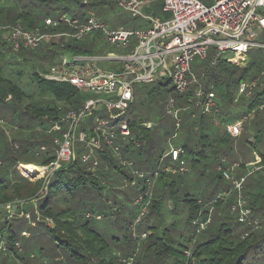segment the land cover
<instances>
[{
	"label": "trees",
	"instance_id": "16d2710c",
	"mask_svg": "<svg viewBox=\"0 0 264 264\" xmlns=\"http://www.w3.org/2000/svg\"><path fill=\"white\" fill-rule=\"evenodd\" d=\"M33 1H36L37 8H40L41 12L45 13V17L41 18V16L35 15L30 10L31 5L26 8H17L15 6L14 8L6 9L9 23L11 25L21 24L27 30L39 28L43 32L58 31L61 28L54 30L45 29L43 21L51 16L50 12L53 11V8H58L63 2L67 1L78 5L80 9L83 7H88L89 9L98 5L106 6L112 2L115 5L118 0H93L88 5L82 0ZM68 9L60 10L58 15L74 12L67 11ZM73 42H76V40L65 41L61 39L57 44L43 42L44 48H39L44 53L42 60L52 65L59 55L66 51H72L74 54H85L83 53L85 51ZM0 49L14 52L12 46L6 41L4 42L1 36ZM27 50L33 51V49ZM2 51H0V91H4L7 101H20L25 96L24 91L2 76L5 64L3 63L4 52ZM28 53L31 52L28 51ZM34 55L37 54L33 53V57H35ZM211 60L205 64L202 80H205L204 92L211 91L215 95V108L218 109L217 115L215 117L210 114L202 115L198 108L190 106L189 98L192 97L193 90L179 93L181 95L177 96L178 99L176 101L174 100V106L176 107V104L179 105L177 107L180 119L179 127L175 130V124L173 125L174 132L168 140L174 136L173 139L179 140L177 145L182 148L183 154L185 153L186 156L187 154L192 155L190 161L183 155L187 169L189 167L193 168L199 158L210 155L214 157L217 168L222 167L224 169L232 164H237L234 168L236 172L237 169L244 167L243 162L239 161V163H236V161H229L225 157L231 153L233 154V140L235 138L228 134L225 127L222 133L214 131V129L211 131V127L217 126L216 120L218 118L226 125L233 123L237 119L245 118L243 134L247 130L245 122L248 120V128L255 134L253 140L251 139V142L246 141V144L259 142L261 147L256 152L259 161L251 166L250 170L252 169V172L245 179L242 196L247 201L246 206L251 211L252 219H257L262 223L264 218V57L254 60L248 56V61L244 67H239L220 58L215 65H211ZM115 64L111 63L109 65L113 67ZM255 67L258 70V75L249 76V71ZM46 69L42 64L39 70L45 74L47 72ZM33 75L42 92L45 91L50 94L49 101H43L36 107L31 105L28 107L31 110L27 109L28 112L31 111L33 119L39 125L42 126L46 121H56L67 111L77 110L80 107L81 99L84 96L78 93L71 85L46 80L38 72H34ZM245 80L248 81L244 82ZM254 80L256 83L252 86L249 95L243 93L236 98L238 86L241 83H250ZM161 81L158 80L157 82L160 83ZM164 81L166 83H161V85L167 87L168 84H171L167 80ZM211 86H213L212 89H210ZM168 91L174 92L175 89L172 86L168 88ZM4 93L2 92L3 95ZM235 98L236 102H234ZM0 103H2V100H0ZM240 105L243 106L242 111L232 113V108H237ZM130 129L132 141L123 145L121 154L123 159L131 162V167L122 166L113 152L110 149H106L104 152H96L98 163L97 167L92 171L90 163L83 162L81 158L77 159L75 150V159L73 161L62 164L59 169L49 174L45 182L47 188L45 194H38L43 185L42 181H38L36 184H28L26 178L20 176L22 181L19 184L7 183L6 185L5 178L0 177L1 207L11 203L15 206V210L19 209V211L25 213L26 209L21 206V201L14 199L26 197L24 205H29L27 206V211L29 208H32V210L35 208L43 217H41V220L36 218L37 215L36 217L35 215L31 216V218L29 216L30 220L25 218L24 220L29 222L27 223L29 229L27 231V228L22 223L16 222L19 219L16 218L10 222L6 220L7 216L2 218V215L6 213L0 208V260L3 261L2 264H7L6 261L8 260L13 261V264L47 263L46 259L49 252L45 251V248L40 247L38 249L39 257L36 258L19 240L20 237L30 239L32 237L39 238L42 235L49 236L50 239L54 240V246L56 248L61 247V250L68 254L69 260L73 261L70 262L71 264H124L121 259L130 257H133V264H189L191 259L186 256V251L188 250H190L191 257L197 264H247L248 260H250V264H254L251 261L252 258L258 263L264 257V227L255 232V229L238 222L236 215L230 211V205L234 203L236 192H232L225 199L217 200L207 227L203 231L195 232L196 226L192 225V221L196 219L205 220L210 203H212L216 195L221 192L227 193V190L230 189L229 182L223 178L220 170H218L216 185L206 196L202 195L201 197H197L196 194L188 190H180L177 187V181L181 180L187 172L183 174H160L157 178V182H159L157 186L161 185L160 191L158 192L157 190L155 192L154 189L152 190L153 199L148 203L147 212L140 219L141 222L142 218H144L148 221V225L139 232L136 227L140 222L136 227H132L134 220L140 213L138 212L133 223L126 230L128 236L122 240L113 238L117 241L115 247L120 248L119 254H108L109 244L102 234L91 226L92 214L97 210L108 209L110 211L107 217L112 215V220L118 221L117 218L122 214L127 204L115 196L116 193H121V189H118L120 187L114 188L115 184L119 186L120 181L130 183L135 180L134 186H126L134 189L133 200L139 193L144 194L147 189L145 180L136 177L131 171H153L158 164L159 158L167 149L168 140L155 152L156 157L151 159L153 162L151 166L145 167L144 164H140V160L137 162L133 161V157L142 156L148 151L147 148L150 142L148 138L151 137L152 128L147 129L143 125H134V123L130 122ZM135 132L138 134L137 137L133 136ZM53 134L57 133H50V135ZM54 138L39 132L35 135L34 141L27 140L22 142L21 144L24 146L26 153L33 151V158L39 162L38 164L32 162L27 164L39 167L53 163L56 160V151L53 148L55 147ZM41 144H45L50 148L45 151H41L40 148L36 150V146ZM8 145L9 150L12 152L13 149L10 143ZM19 151L20 146L16 152L18 153ZM5 159L7 160L8 158L4 157L2 161L6 162ZM222 159H224V162H221ZM252 161L254 163L255 159L253 158ZM165 163H169L168 158ZM234 171L232 173L235 178L243 177L242 174L235 175ZM248 171L249 169L246 174ZM106 190L111 193V197L106 196L105 200L98 201L97 196H100V193L106 192ZM123 196L124 199L129 200L127 195L124 194ZM167 197L172 201V213L178 212L177 206L179 202H184L185 208L189 209L185 227L191 231L192 235L186 241L177 242L173 240L170 229L173 230V227L176 226L175 224L170 225L168 228H163L161 231L158 230L160 225L158 219L161 216L160 209L164 198ZM33 205L35 206L34 208ZM46 218H50L53 224L51 227L46 225ZM31 223L34 225H31ZM23 232H27L28 237H24L22 235ZM143 233H146V237L140 239V235ZM194 238L193 246L189 248V243ZM36 243L38 242L36 241ZM259 254L261 257L258 256Z\"/></svg>",
	"mask_w": 264,
	"mask_h": 264
},
{
	"label": "built area",
	"instance_id": "2783aa9c",
	"mask_svg": "<svg viewBox=\"0 0 264 264\" xmlns=\"http://www.w3.org/2000/svg\"><path fill=\"white\" fill-rule=\"evenodd\" d=\"M155 2H161L162 12L168 17L164 20L148 16L143 11ZM88 5V2H84ZM117 6L123 13L132 16L142 15L149 20V26L145 29L131 31L116 29L108 31L105 23L99 20L92 9L88 11L85 22L81 19L63 13L56 18L47 17L43 21L45 29H59L58 31L43 32L39 28L25 29L21 24L10 25L1 28L7 33L6 40L13 50L21 47L35 49L41 43L57 44L61 39L81 40L90 33L102 35L111 45L125 47L130 37L137 39V46L131 53L118 57L112 53L105 57H94L86 54H74L70 60L60 55L55 63L50 65L49 70L41 75L44 79L68 83L78 93L105 95L106 99L94 100L88 97L81 99V105L77 110H69L58 120L50 122V133H57L53 140L56 151V160L47 166H42L46 175L44 182L50 173L59 169L62 164H67L75 159V144L79 142L83 147L81 160L91 164L93 171L97 167L98 160L96 152H104L110 149L119 163L124 167H131V162L122 158L123 145L132 141L130 122L123 119L133 101V87L135 84H151L158 80H167L171 83L177 93H183L188 87L187 77L190 74V63L194 56L206 59L207 51L213 46L215 57L211 65H215L221 54L229 53L225 59L237 66L245 64L248 52L252 48L264 49V43L258 41V36L264 32V0H211L210 5H205L200 0H118ZM70 30V31H69ZM98 61L109 64L119 63L120 68L113 70L100 68ZM194 89L192 97L189 98L190 106L198 108L202 115L215 117L218 109L215 108V95L202 89L200 80L192 76ZM256 81L241 83L238 86L236 97L243 93L249 95ZM213 86L210 87L212 89ZM236 101V100H235ZM171 98L169 106L172 107L175 130L179 127L178 111ZM102 107L108 110L110 119L116 120L111 123L105 117H98L95 125L89 131H79V125L84 118L93 111H100ZM244 119H237L225 126L228 134L237 138L243 130ZM147 129L152 126L149 123L142 124ZM168 140L166 152L159 158L158 164L153 171L131 172L138 178L144 179L147 189L144 194L139 193L134 204L138 205L139 215L134 220L132 227H136L141 217L147 212L148 203L153 199L152 180L157 179L160 174H183L187 172L186 161L183 158V150L174 146L172 139ZM44 150V147H40ZM169 163H165L166 159ZM259 159L257 158V161ZM224 162V159L221 160ZM232 164L222 171V176L230 184L229 191L218 193L210 203L207 218L196 219L192 225L196 226L195 232L203 231L209 221L210 215L217 200L225 199L232 192H236L234 203L230 205V211L236 215L241 224L255 229L258 226L257 219H252L251 211L246 206L247 201L242 196L244 190L245 176L235 178ZM42 179V180H43ZM135 180L128 183L134 186ZM39 194H45L47 188L42 185ZM7 217H11L15 206L11 203L4 205ZM29 219L28 214H24ZM99 218V217H98ZM47 222H51L47 219ZM48 224V223H47ZM31 225H34L31 223ZM22 235L28 236L27 232ZM135 237V236H134ZM146 237V233L140 235V239ZM195 238L191 242L194 243ZM189 243V248L192 244ZM190 258L189 264H197L191 257L190 250L186 251ZM124 264H133V257L121 259Z\"/></svg>",
	"mask_w": 264,
	"mask_h": 264
},
{
	"label": "rangeland",
	"instance_id": "374dc122",
	"mask_svg": "<svg viewBox=\"0 0 264 264\" xmlns=\"http://www.w3.org/2000/svg\"><path fill=\"white\" fill-rule=\"evenodd\" d=\"M93 0H82V2H88V4H91ZM108 1V0H107ZM112 1V0H110ZM205 5H210L211 0H200ZM33 3V4H32ZM28 5L30 6V10L38 16H41V18L45 17V13L41 12L40 8H37L36 1L33 0H0V36L3 39V41L7 42V33L1 28L10 26L9 19L6 16V9L8 8H14L17 6V8L22 7L26 8ZM64 8H69L67 11H74L73 13H70L71 16L77 17L81 19L83 22H85L86 15L88 14V11L90 9L93 10L96 17L103 21L107 27L108 31L116 30L119 28L136 31L145 29L149 26V20L147 18H144L142 15L139 16H132L128 13H123L117 4L110 3L109 5H103V6H95V8L90 7H83L79 8L78 5H74L70 2H63L58 8H53V11L50 12L51 16L50 18H56L58 17V13L60 10H63ZM143 13L147 14L148 16H151L150 14H153V17H158L162 20H164L168 15L164 14L162 12L161 8V2H155L153 3L149 9H145ZM69 14V13H67ZM70 31V30H69ZM258 41L264 43V32L261 33L258 36ZM76 43L81 49H83L86 55L88 56H94V57H105L108 54L112 53L118 57L128 55L132 52V50L137 46V39L135 37H130L128 40V44L121 48L117 47L115 45H111L102 35L98 33H90L86 36H84L81 40H76ZM39 48H44V45L41 43L38 48L33 49V51L27 50L25 48H21V50H15L14 52L10 51H0L3 53V63L4 69L2 71V76L7 79V81H11L17 86H19L22 91H24L25 96L20 101H7L6 94L4 91H0V100H2V103H0V177L5 178L6 185L7 183H20L21 178L20 176L26 178L28 181L27 183L36 184L38 181H42L44 184L45 174L43 173L40 177L30 178L29 176L25 175L24 171L22 170L23 166H27L26 164L28 162H32L34 164H38L39 162L37 159L33 158V151H30V153H26L24 146L21 144L24 141H34L35 135L39 132H43L46 136L55 137L57 134L50 135V122H44L43 125H39L34 119L33 114H31V111L28 112L29 106H37L43 101H49L50 100V94L43 91L38 87L37 82L33 78L34 72H38L41 75H43V72L40 69L41 65L43 64L46 70H49L50 65L44 62L42 60V57L44 56V53H42V49L39 50ZM24 49V50H22ZM31 52V53H28ZM33 53L37 54L34 55ZM66 57L67 60H70L73 52L72 51H66L63 54ZM60 56V55H59ZM226 56H230L229 53L221 54L220 59H223ZM249 58L254 60H259L264 57V49H257L252 48L249 51ZM248 56L246 58L245 64L248 61ZM215 57V51L213 46H210L207 51V57L206 59H201L199 56H194L190 63V74L187 77L188 81V87L187 91H191L194 89V84L192 82V76L197 78L198 80H201L202 89L205 88V80H202L203 72H205V64L207 61H210L212 58ZM43 61V62H42ZM98 66L100 68H107V69H119L120 64L116 63L115 66L111 67L109 63L105 61H98ZM243 65L239 67H244ZM20 73V74H19ZM249 76H257L258 70L257 68H253L249 71ZM248 80H245L244 82H247ZM165 84L166 81L162 80L160 83L154 82L151 84H135L133 87V101L130 103V106L128 110L124 113L122 116L123 119L128 120L129 122L134 123V125H142L143 123H149L152 126V134L150 139V142L148 144L147 152H145L142 156H135L133 157V161H141L140 164H144L145 167H148L149 165H152V160L155 159L156 153L168 140L169 137L174 132V119L172 117V107L169 106V101L171 98H173L175 101L178 99L179 93L176 91H168L169 87H172L171 84H168V86L161 85ZM4 88V85H3ZM4 93V95L2 94ZM84 97H88L94 100L98 99H106L107 96L105 95H96V94H86L83 95ZM178 96V97H177ZM237 98V97H236ZM236 98L234 99V102H236ZM179 105L176 104L175 109H177ZM28 109V110H27ZM243 106H237V108H232V113H236L239 111H242ZM178 110V109H177ZM109 112L107 109L102 107L101 112L100 111H93L89 115H87L86 118H84L83 121H81V124L79 125V128L77 129V132L83 130V131H89L94 125L95 120L98 117H105L108 119L111 123H115L116 120L110 119L108 116ZM220 118L216 120L217 126L211 127V131L214 129V131H219L220 133L223 132L224 127L226 126L225 123H222ZM249 121L247 120L245 122V128H247L246 132H244L241 136L238 138H235L233 140V154L225 156L229 161H236V163L241 161L243 162L244 167L242 169H237L236 174H242L243 176L246 174L247 170L249 169L248 173L252 170H250L251 166L255 165L258 161V156L256 155V152L261 147V143L255 142L254 144H246V141L253 140L254 132L251 131L249 128ZM243 132V130H242ZM180 135V132H179ZM134 137H137L138 134L136 132L133 135ZM153 137V138H152ZM152 138V139H151ZM251 140V141H252ZM14 141V142H11ZM250 141V142H251ZM179 140L173 139L172 143L174 146H178ZM10 143L12 147V152L8 148V144ZM153 144V145H152ZM20 146V151L17 153ZM44 147L45 151L48 150L50 147H48L45 144H41L36 146V150H39L40 147ZM54 148V147H53ZM76 148V157L77 159H80L81 154L83 152L82 145L77 142L75 144ZM32 154V155H31ZM37 156V154H36ZM184 156L188 158V161L192 159V155L187 154V156L184 153ZM4 157H7L8 159L6 162H3L2 159ZM253 158L255 159L253 163ZM259 159V158H258ZM100 160V159H99ZM252 161V162H251ZM250 162V163H249ZM4 164V166H3ZM23 165V166H21ZM30 165V164H29ZM42 167V166H39ZM21 168V169H20ZM187 173L182 177L181 180L177 181V187L180 190H188L192 192L193 194H196L197 197L206 196L207 193L211 191V189L216 185V179L218 176V168L215 163L214 157L208 155L207 157L199 158V161L195 163V166L193 168L189 167L187 169ZM24 173H23V172ZM147 172V171H145ZM43 179V180H42ZM137 181V180H136ZM127 182L120 181L119 186H114V188L121 189V193L115 194V196L125 202L127 206L123 209L122 214L117 218L118 221L112 220V215L107 217V214L110 210L104 209L102 211L97 210L92 214V222L91 226L95 228V230L98 231V233H101L102 236L105 238L107 243L109 244V253L110 255H118L120 252V248H116L117 241L113 238H118L122 240L124 237L128 236V233L126 230L129 229V226L131 223H133V220L137 213L139 212L140 208L138 205L134 204V200L132 197L133 194V188H127L126 186ZM159 182H157V179L152 180V190L154 189L155 192L160 191V186H157ZM157 186V187H155ZM43 186H41L42 188ZM126 187V188H125ZM40 188V190H41ZM38 191V194L40 192ZM229 191V189L227 190ZM100 196L98 197V201L105 200L106 196L111 197V193L106 190V192H101ZM128 196V201L124 199L123 195ZM132 198V199H131ZM26 197H23L22 199H14V200H20L21 206H24L25 213L23 211L13 210L11 217H5L7 214H3L2 218H6V220H9L10 222L13 219H19L16 220V222L22 223V225L27 228L28 231V220H30L31 216L37 215L36 218H39L40 220L43 218L40 212H37L35 210V206L33 205L34 210L32 208H29L27 211V206L24 205L26 203L25 201ZM2 211L6 210L4 209V206L1 207ZM178 212L172 213V201L169 197L164 198V202L162 204V207L160 209V218L158 219L159 226L158 230L161 231L163 228H168L170 225L175 224L176 226L173 227V230L170 229L172 233V238L174 241L182 242L186 241L189 237H191L192 233L191 231L185 227V222L188 219L189 209L185 208L184 202H179L177 206ZM180 210V211H179ZM27 211V213H26ZM36 213V214H35ZM39 213V214H38ZM24 214H28L30 218L28 220H24ZM87 214V213H86ZM85 214V216H86ZM40 215V216H39ZM98 215V216H97ZM4 216V217H3ZM97 216V217H96ZM24 217V218H23ZM42 217V218H41ZM99 217V218H98ZM27 219V217H26ZM50 219V218H49ZM160 220V221H159ZM32 221V220H31ZM47 222V218L45 219ZM259 221V220H258ZM48 223V224H47ZM46 225L48 227H51L53 224L52 222H47ZM193 223V221H192ZM146 225H148V221H146L144 218H142V221L139 223V225L136 227L137 231L139 232L142 228H144ZM263 225V226H262ZM261 227H264V218L262 223H258L257 228H255V232L260 230ZM253 231V232H254ZM30 232V231H29ZM26 237V236H24ZM28 237V236H27ZM20 242L23 246L27 247V250L31 251L36 258L39 257L38 255V249L40 247L45 248V251L47 250L48 257H47V263L48 264H71L68 257V254L65 251L61 250V247L54 246L55 241L50 239L49 236L42 235L39 238H30V239H24L20 237ZM36 241L38 243H36ZM192 244V243H191ZM193 246V244H192ZM51 250H53L51 252ZM260 256V254L258 255ZM261 257V256H260ZM254 262V264H264V257L260 259L258 263L255 262V259L251 260ZM7 264H13V261L8 260L6 261ZM250 260L247 261V264ZM3 261L0 260V264H2ZM46 262L44 264H47Z\"/></svg>",
	"mask_w": 264,
	"mask_h": 264
},
{
	"label": "bare ground",
	"instance_id": "6f19581e",
	"mask_svg": "<svg viewBox=\"0 0 264 264\" xmlns=\"http://www.w3.org/2000/svg\"><path fill=\"white\" fill-rule=\"evenodd\" d=\"M22 166V165H21ZM21 169V168H20ZM22 170L25 172H23L25 175L29 176L30 178H35V177H40L43 175L44 173V169L35 165H27V166H23Z\"/></svg>",
	"mask_w": 264,
	"mask_h": 264
},
{
	"label": "crops",
	"instance_id": "0c3cea01",
	"mask_svg": "<svg viewBox=\"0 0 264 264\" xmlns=\"http://www.w3.org/2000/svg\"><path fill=\"white\" fill-rule=\"evenodd\" d=\"M26 165H29V164H26ZM23 166V165H22Z\"/></svg>",
	"mask_w": 264,
	"mask_h": 264
}]
</instances>
